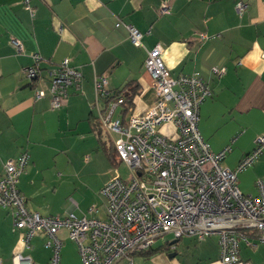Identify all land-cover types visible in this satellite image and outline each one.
Returning a JSON list of instances; mask_svg holds the SVG:
<instances>
[{"label": "crops", "instance_id": "1", "mask_svg": "<svg viewBox=\"0 0 264 264\" xmlns=\"http://www.w3.org/2000/svg\"><path fill=\"white\" fill-rule=\"evenodd\" d=\"M238 3L246 6L243 14L237 11ZM163 4L170 7L169 15H161ZM31 8L33 15L23 0H0V180L6 162L28 152L30 162L19 189L31 211L45 216L73 212L81 217L94 207V216L106 218V207L85 203L87 191L79 192L69 146L85 135L92 137L113 167L92 129L91 119L97 120L98 115L92 109L95 77L106 76L111 92L128 83L138 86L134 107L124 116L147 112L156 95L144 64L147 51L156 45L163 48L165 65L173 76L200 72L209 84L212 96L201 105L200 131L216 153L232 145L225 167L236 170L254 150L257 138L264 136V0H31ZM119 21L144 34V48L133 45L127 29L116 26ZM201 34L209 39L201 42ZM13 39L21 41L23 53L17 52ZM34 54L43 59V78L36 87L23 75V69L33 65ZM67 58L83 73L82 91H72L65 106L54 110L48 74ZM215 67L225 68V74L215 75ZM37 88L46 92L45 98H35ZM172 130L170 125L163 127L165 133ZM103 135L108 147L111 139L104 130ZM248 169L256 186L264 177V154ZM117 172L113 167L101 186ZM20 236L10 212L0 208L2 264H13L16 254L31 256L33 264H49L51 251L44 247V235L32 240L30 250L23 247ZM60 238L61 264H82L67 232L62 231ZM252 241L258 242L256 236ZM260 245L264 244L258 243L257 248L242 244L248 251H258ZM164 253L168 252L134 257L141 258V264L157 259L158 264H168ZM256 255L244 258L240 252L242 260L264 264V256Z\"/></svg>", "mask_w": 264, "mask_h": 264}, {"label": "built area", "instance_id": "2", "mask_svg": "<svg viewBox=\"0 0 264 264\" xmlns=\"http://www.w3.org/2000/svg\"><path fill=\"white\" fill-rule=\"evenodd\" d=\"M23 3L33 15L31 0ZM236 8L243 14L246 6L238 3ZM160 13L169 15L170 7L163 4ZM116 26H124L133 45L144 48V34L138 29L122 21ZM207 39L206 34L200 35L201 42ZM12 44L19 54L24 52L21 41L13 39ZM32 58L33 65L24 68L23 75L36 85L43 78V59L39 54ZM144 65L153 79L156 100L143 114L125 117V95L110 98L108 78L100 75L94 80L92 109L129 171L126 179L117 172L101 190L105 219L94 216V207L81 217L73 212L45 216L31 211L19 189L30 162L28 152L6 162L0 180V208L10 212L26 250L32 249L36 236H45L44 247L51 251L49 264H61L62 231L77 245L82 264H120L124 259L135 264V255L153 249L157 240L167 235L175 240L194 237L200 241L217 236L220 255L210 264H253L240 258L241 244L252 248L264 244V177L256 181L258 194L246 195L239 187L238 175L264 154V136L257 138L254 150L236 170L225 167L232 145L214 152L199 127L201 105L212 96L203 75L173 76L160 45L147 51ZM212 71L219 77L225 74V68ZM83 79L81 70L68 58L50 69L51 107L58 110L65 106L72 91H82ZM45 97L44 90H35L37 100ZM168 125L173 130L165 133L163 127ZM254 236L257 243L252 241ZM13 264H33V260L16 254Z\"/></svg>", "mask_w": 264, "mask_h": 264}, {"label": "rangeland", "instance_id": "3", "mask_svg": "<svg viewBox=\"0 0 264 264\" xmlns=\"http://www.w3.org/2000/svg\"><path fill=\"white\" fill-rule=\"evenodd\" d=\"M199 124L201 129V123L199 122ZM69 149L74 176H76L80 185L79 192L82 193L87 191V194L84 197L85 203H93L97 206L102 204L105 208V202L101 196V190L105 185H101L108 179L109 173L112 171L113 167L109 166L102 148H99L96 140L85 135L80 141L70 143ZM87 159L89 161L85 163L84 161ZM229 160H231V157L228 156L226 164H228ZM118 169L121 176L126 179L129 174L127 167L124 164H120ZM254 181L255 176L251 169H247L240 173L238 183L244 194H258L257 187L254 186ZM91 194H93V197L90 196ZM93 201H95V203ZM173 241H175L174 237L172 235H167L163 239L157 240L154 249L166 246ZM218 241L219 238L217 236L209 237L203 241L194 237H183L179 243L172 245L175 246L173 252L171 251L169 253L167 251L168 253H164L163 256L168 264H209L210 261L220 255V248H218L217 244ZM248 250L249 249L242 246L241 257L247 258L251 253L257 254L256 258L261 257V254L264 256V245H260L259 248L256 249L258 251H252V249L250 251ZM174 253L177 254L176 257L170 258V255ZM156 258H158V256ZM132 260L135 264H141V258L139 257H133ZM129 263L130 259H124L121 264ZM152 263L158 264V259Z\"/></svg>", "mask_w": 264, "mask_h": 264}, {"label": "trees", "instance_id": "4", "mask_svg": "<svg viewBox=\"0 0 264 264\" xmlns=\"http://www.w3.org/2000/svg\"><path fill=\"white\" fill-rule=\"evenodd\" d=\"M31 85H33V87H35L34 84H31ZM137 92H138V86H135V84H133V83H128L123 89L113 91L110 98L124 94L125 98H126V103H125L126 111L125 112L129 113V112H131V110L134 107ZM91 120H92L93 132L98 137L100 144L104 147V150H105V153H106V156H107L109 162L111 163V165L114 168L118 169V166L121 164V162L118 159V155H117L116 149L114 148V145L110 141L109 142L110 144L108 145V147H106V143H104L105 141H102L104 135H103V130H102L101 126L99 125V123L97 122L96 119L93 118ZM180 240L181 239L177 240V243H179ZM171 246H172L171 243H168L166 246L158 247L156 249L153 248L149 251L137 254L135 256L140 255V256H144V257H151V256H154L155 254H157L159 252H166V251L171 252L170 251L172 249Z\"/></svg>", "mask_w": 264, "mask_h": 264}, {"label": "water", "instance_id": "5", "mask_svg": "<svg viewBox=\"0 0 264 264\" xmlns=\"http://www.w3.org/2000/svg\"><path fill=\"white\" fill-rule=\"evenodd\" d=\"M177 243V240H175V241H173L172 243H171V245H175ZM176 256V254H171L170 255V258H174Z\"/></svg>", "mask_w": 264, "mask_h": 264}]
</instances>
